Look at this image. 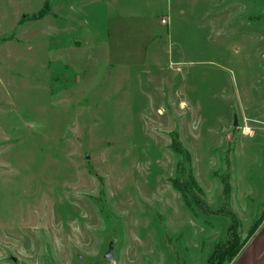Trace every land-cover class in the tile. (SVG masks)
<instances>
[{
  "label": "rangeland",
  "instance_id": "obj_1",
  "mask_svg": "<svg viewBox=\"0 0 264 264\" xmlns=\"http://www.w3.org/2000/svg\"><path fill=\"white\" fill-rule=\"evenodd\" d=\"M263 220L264 0H0V264H208Z\"/></svg>",
  "mask_w": 264,
  "mask_h": 264
},
{
  "label": "trees",
  "instance_id": "obj_2",
  "mask_svg": "<svg viewBox=\"0 0 264 264\" xmlns=\"http://www.w3.org/2000/svg\"><path fill=\"white\" fill-rule=\"evenodd\" d=\"M173 147L178 154L184 155V151L180 148V144L178 142H174ZM182 169V167L178 168V178L172 180L173 187L180 193L184 203L195 216L199 213L202 215H208L209 213V215H211L212 212L205 211V204L202 200L197 196L191 195V190L193 189L203 195V192L198 186L192 173L185 177V173ZM231 215L232 218L236 220L233 214ZM258 226L252 230L251 237L255 234ZM228 232V238L214 247V250L208 259V264H230L241 252L246 242L242 243L240 241L237 233V227L235 225H231Z\"/></svg>",
  "mask_w": 264,
  "mask_h": 264
},
{
  "label": "crops",
  "instance_id": "obj_3",
  "mask_svg": "<svg viewBox=\"0 0 264 264\" xmlns=\"http://www.w3.org/2000/svg\"><path fill=\"white\" fill-rule=\"evenodd\" d=\"M230 264H264V220Z\"/></svg>",
  "mask_w": 264,
  "mask_h": 264
},
{
  "label": "water",
  "instance_id": "obj_4",
  "mask_svg": "<svg viewBox=\"0 0 264 264\" xmlns=\"http://www.w3.org/2000/svg\"><path fill=\"white\" fill-rule=\"evenodd\" d=\"M113 253H114V250H113V246L111 244L109 246L108 252L104 256V259L109 261V262H113V260H114Z\"/></svg>",
  "mask_w": 264,
  "mask_h": 264
},
{
  "label": "built area",
  "instance_id": "obj_5",
  "mask_svg": "<svg viewBox=\"0 0 264 264\" xmlns=\"http://www.w3.org/2000/svg\"><path fill=\"white\" fill-rule=\"evenodd\" d=\"M162 22H163L164 24H166V23H167V20H163Z\"/></svg>",
  "mask_w": 264,
  "mask_h": 264
}]
</instances>
